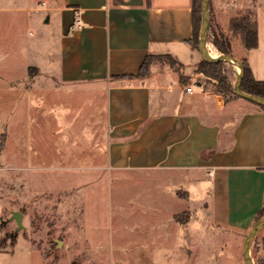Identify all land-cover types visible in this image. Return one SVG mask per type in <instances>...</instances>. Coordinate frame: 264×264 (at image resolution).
<instances>
[{
  "label": "rangeland",
  "instance_id": "1",
  "mask_svg": "<svg viewBox=\"0 0 264 264\" xmlns=\"http://www.w3.org/2000/svg\"><path fill=\"white\" fill-rule=\"evenodd\" d=\"M242 3L237 15L254 19L264 0ZM43 8L42 0H0V248L21 241L41 264H247L246 234L215 222L209 181L109 169L104 98L34 78L30 64L55 66L59 53V26L46 22ZM210 24L221 28L216 16ZM230 33L239 53L241 36ZM236 70L226 69L235 81ZM32 79L43 95L30 120L16 121L14 100ZM51 89L60 92L49 97ZM193 185L197 194L187 200L183 188ZM14 210L23 213L21 228ZM251 256L264 264V228Z\"/></svg>",
  "mask_w": 264,
  "mask_h": 264
},
{
  "label": "crops",
  "instance_id": "2",
  "mask_svg": "<svg viewBox=\"0 0 264 264\" xmlns=\"http://www.w3.org/2000/svg\"><path fill=\"white\" fill-rule=\"evenodd\" d=\"M192 2L42 0L46 22L59 26V53L55 66L29 67L35 68L34 78L56 79L62 91L66 86L90 92L94 101L104 98L109 169L167 173L186 184L209 181L206 195L215 202L216 224L241 236L264 205V109L219 91L198 72L203 57L191 43ZM241 5L242 0H211V16L229 36L232 54L246 57L254 77L264 81V3L255 9L257 46L246 49L240 40L237 53L229 26ZM77 17L82 24L74 27ZM147 56L163 59L140 74ZM36 80L14 100L16 121L30 120L37 108L43 88ZM189 85L192 91L186 90ZM52 91L60 92L51 89L49 97ZM183 189L187 200L198 191L194 185ZM204 206L209 208L207 201ZM36 259L21 241L0 248V264H41Z\"/></svg>",
  "mask_w": 264,
  "mask_h": 264
},
{
  "label": "trees",
  "instance_id": "3",
  "mask_svg": "<svg viewBox=\"0 0 264 264\" xmlns=\"http://www.w3.org/2000/svg\"><path fill=\"white\" fill-rule=\"evenodd\" d=\"M209 1H210V10H211V0ZM192 8H193V37L191 39V43L194 47L199 49V37H200L201 19H202L201 0H193ZM210 23H212L211 14H210ZM229 29L235 35L241 36L242 43L246 49H250L257 46L258 44L257 26L255 19H253L251 15L240 14L231 17ZM209 37L212 44L218 50L219 53L232 54L231 40L224 30H222L221 28L214 29L210 24ZM155 59H163V58H158L155 56H147L143 62L140 74L146 72L151 62ZM166 59L170 61L172 65H175V60L173 58L167 56ZM242 64L244 67V76H243L241 88L246 92L264 96V81L257 80L254 77L252 69L246 57L242 58ZM227 66H228V62L224 60L208 61L206 59H202V61L199 63L198 72L204 75L208 81L212 82L219 91L225 94L237 95L234 89L235 80L227 75V71H226ZM260 107L264 109V106H260ZM263 215H264V205L261 208V210L258 212L256 221H258Z\"/></svg>",
  "mask_w": 264,
  "mask_h": 264
},
{
  "label": "water",
  "instance_id": "4",
  "mask_svg": "<svg viewBox=\"0 0 264 264\" xmlns=\"http://www.w3.org/2000/svg\"><path fill=\"white\" fill-rule=\"evenodd\" d=\"M201 8H202V19H201V30L199 37V50L202 54L203 59L208 61H218L224 60L229 64H235L239 67L240 70H236V81L234 85L235 93L245 98L257 105L264 106V96L249 93L244 91L241 88L243 76H244V67L242 62L233 56L232 54H219L217 56H213L210 52V47L208 45V37H209V27H210V1L209 0H201ZM48 21V16H47ZM12 219H15L18 225V228L23 226V213L18 210H14L11 215ZM264 228V215L254 223V225L247 232L244 242H243V254L247 264H255L252 256H251V245L256 237V235Z\"/></svg>",
  "mask_w": 264,
  "mask_h": 264
},
{
  "label": "built area",
  "instance_id": "5",
  "mask_svg": "<svg viewBox=\"0 0 264 264\" xmlns=\"http://www.w3.org/2000/svg\"><path fill=\"white\" fill-rule=\"evenodd\" d=\"M81 24H82L81 18H80V17H77V18L75 19L74 27H78V26H80ZM192 89H193L192 85H189V86L186 87V90H187V91H192Z\"/></svg>",
  "mask_w": 264,
  "mask_h": 264
},
{
  "label": "bare ground",
  "instance_id": "6",
  "mask_svg": "<svg viewBox=\"0 0 264 264\" xmlns=\"http://www.w3.org/2000/svg\"><path fill=\"white\" fill-rule=\"evenodd\" d=\"M218 54V53H217ZM217 56V55H216Z\"/></svg>",
  "mask_w": 264,
  "mask_h": 264
}]
</instances>
